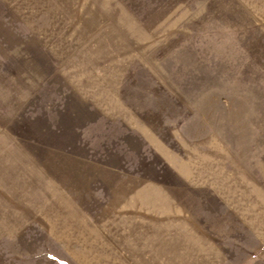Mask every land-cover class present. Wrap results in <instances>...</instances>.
<instances>
[{
  "label": "rangeland",
  "instance_id": "rangeland-1",
  "mask_svg": "<svg viewBox=\"0 0 264 264\" xmlns=\"http://www.w3.org/2000/svg\"><path fill=\"white\" fill-rule=\"evenodd\" d=\"M100 4L132 32L126 106L112 120L58 87L27 108L20 152L0 156V264H88L84 248L121 250L171 226L167 238L180 216L221 249L220 264H264V241L226 201L252 181L264 189V0ZM215 160L225 199L199 170L213 174Z\"/></svg>",
  "mask_w": 264,
  "mask_h": 264
},
{
  "label": "crops",
  "instance_id": "crops-1",
  "mask_svg": "<svg viewBox=\"0 0 264 264\" xmlns=\"http://www.w3.org/2000/svg\"><path fill=\"white\" fill-rule=\"evenodd\" d=\"M3 1L0 27L8 31L0 33V156L9 155V147L19 146L16 142L21 135L15 124L20 123L34 101L53 88L60 87L66 96L71 94L79 102L77 105L104 112L115 120V108L126 106L120 97L127 65L123 37L131 36V30L118 27L117 21L108 23L100 0ZM131 46L130 41V52ZM117 51L121 52L120 58L115 55ZM5 161L4 164L12 162L6 157ZM215 163L213 174L202 165L199 170L208 177V181L202 180L214 185L215 192L225 199L229 195L228 171L222 161ZM180 167L188 181H196L191 172ZM250 184L226 201L231 200L230 204L240 212L238 216L264 241V189L256 182ZM138 195L142 203L149 196L145 191ZM249 200H253V207L239 206ZM173 212L179 213L176 208ZM173 224V236L166 238L165 232L171 226H162L153 231L156 237L151 238L152 243L150 238H141L146 242L130 243L121 250L117 245L94 243L91 252L84 248L85 259L88 264H220L221 249L189 219L180 216Z\"/></svg>",
  "mask_w": 264,
  "mask_h": 264
}]
</instances>
